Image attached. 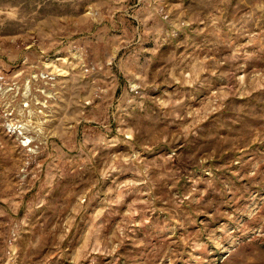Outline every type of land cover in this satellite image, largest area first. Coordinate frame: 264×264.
Segmentation results:
<instances>
[{"label":"rangeland","instance_id":"obj_1","mask_svg":"<svg viewBox=\"0 0 264 264\" xmlns=\"http://www.w3.org/2000/svg\"><path fill=\"white\" fill-rule=\"evenodd\" d=\"M0 264H264V0H0Z\"/></svg>","mask_w":264,"mask_h":264}]
</instances>
